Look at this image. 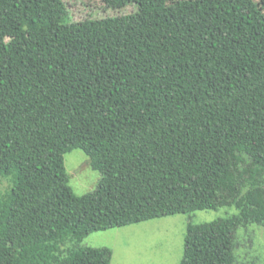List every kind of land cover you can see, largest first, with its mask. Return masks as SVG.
Instances as JSON below:
<instances>
[{"label": "trees", "instance_id": "16d2710c", "mask_svg": "<svg viewBox=\"0 0 264 264\" xmlns=\"http://www.w3.org/2000/svg\"><path fill=\"white\" fill-rule=\"evenodd\" d=\"M143 1L64 22L53 0H0V264H111L79 243L231 206L188 225L180 264H238V228L264 226V0ZM75 149L101 173L84 195Z\"/></svg>", "mask_w": 264, "mask_h": 264}, {"label": "rangeland", "instance_id": "374dc122", "mask_svg": "<svg viewBox=\"0 0 264 264\" xmlns=\"http://www.w3.org/2000/svg\"><path fill=\"white\" fill-rule=\"evenodd\" d=\"M53 4L64 22L129 14L149 8L143 0H53ZM64 161L69 184L75 194L84 195L97 188L101 173L92 168L83 150L66 153ZM9 186L7 178H0L1 191ZM239 214L238 208L231 206L161 217L91 233L79 246L110 248L113 252L111 264H180L190 223L213 222ZM235 244L238 264H264V226L253 223L241 225ZM69 246L71 242L68 241L64 247Z\"/></svg>", "mask_w": 264, "mask_h": 264}]
</instances>
